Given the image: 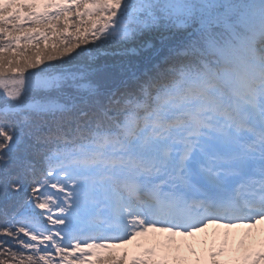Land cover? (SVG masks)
Segmentation results:
<instances>
[{"label":"snow or ice","instance_id":"6c2138e0","mask_svg":"<svg viewBox=\"0 0 264 264\" xmlns=\"http://www.w3.org/2000/svg\"><path fill=\"white\" fill-rule=\"evenodd\" d=\"M261 224L264 0H0V264Z\"/></svg>","mask_w":264,"mask_h":264},{"label":"rangeland","instance_id":"374dc122","mask_svg":"<svg viewBox=\"0 0 264 264\" xmlns=\"http://www.w3.org/2000/svg\"><path fill=\"white\" fill-rule=\"evenodd\" d=\"M264 239V224L252 228L225 229L216 226L210 227L205 233H199L195 237H170L167 233H150L133 241L126 248L119 251L135 252L142 255L148 248L155 249L161 254V249L175 241L179 251L170 257H164L169 264H199L202 257L211 264L210 256L207 254L212 250H224L220 255L225 261L233 259L231 264H242V255L249 246ZM225 257V258H224ZM131 259V257H130Z\"/></svg>","mask_w":264,"mask_h":264},{"label":"trees","instance_id":"16d2710c","mask_svg":"<svg viewBox=\"0 0 264 264\" xmlns=\"http://www.w3.org/2000/svg\"><path fill=\"white\" fill-rule=\"evenodd\" d=\"M123 252H124V251H119V249H115V250H113V254H114L117 258H120L121 255L123 254ZM103 254H104V255H107L108 253L105 251V252H103ZM220 261H222V262H226V264H228L229 262H231V260H228V262H227V261H225L224 259H220Z\"/></svg>","mask_w":264,"mask_h":264}]
</instances>
